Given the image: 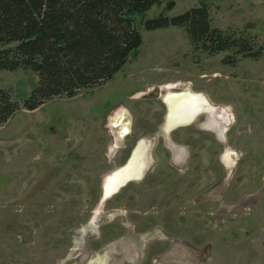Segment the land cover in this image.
<instances>
[{
    "label": "rangeland",
    "instance_id": "obj_1",
    "mask_svg": "<svg viewBox=\"0 0 264 264\" xmlns=\"http://www.w3.org/2000/svg\"><path fill=\"white\" fill-rule=\"evenodd\" d=\"M173 1L144 20L204 3L212 27L264 45V0ZM143 18L138 51L72 97L25 110L37 75L0 70L21 106L0 126V264H264V50L209 55L185 28ZM182 89L226 110L222 136L203 113L163 134V96ZM141 141L142 173L102 199Z\"/></svg>",
    "mask_w": 264,
    "mask_h": 264
},
{
    "label": "trees",
    "instance_id": "obj_2",
    "mask_svg": "<svg viewBox=\"0 0 264 264\" xmlns=\"http://www.w3.org/2000/svg\"><path fill=\"white\" fill-rule=\"evenodd\" d=\"M173 0H0V70L29 69L37 83L22 102L35 110L55 97L111 80L142 44L138 17ZM147 31L183 27L196 51L223 52L257 59V47L241 34L211 26L204 3L185 12L140 19ZM228 57L227 63H232ZM20 104L0 89V126L20 111Z\"/></svg>",
    "mask_w": 264,
    "mask_h": 264
},
{
    "label": "bare ground",
    "instance_id": "obj_3",
    "mask_svg": "<svg viewBox=\"0 0 264 264\" xmlns=\"http://www.w3.org/2000/svg\"><path fill=\"white\" fill-rule=\"evenodd\" d=\"M186 99H191V100L196 99L197 101L190 103V101H188ZM163 100L167 104V113H166V117H165V122H167L169 118H173L172 120H174L175 119L174 117H178V107H180L182 110L180 111L181 115L178 118L179 120L175 119L177 126H179L181 124H186L187 123L186 118H188V116L191 119L193 117L194 118L197 117L198 115H200L202 113L203 114H210V115H213V118L215 119L216 122L219 119H221L223 121V125L221 126V128L215 129V132L219 136L223 135V133L226 129L227 123L229 121V115L227 114L225 109L219 108L218 106L215 107L212 104H209L206 96H204L202 93H197V92H194V91L189 90V89H185L184 94L168 92L167 94H165L163 96ZM205 106H206V110H204ZM188 108H191V111H188ZM173 127H176V126H173ZM143 145H146V144H145V142L141 141L138 143L136 148L143 146ZM132 155H133V153H132ZM132 155H131L129 161L132 160ZM129 161H128V163H129ZM127 164L125 165L126 167L124 169L119 170V174L122 171V173L120 175L121 177L119 179L120 182L123 178L129 177L131 174H133L135 172V170H133V167H134L133 164L132 165H127ZM139 174L140 173H138V176H139ZM106 186L107 185L105 182L103 185L104 196H105L104 198H107L106 191L104 189V188H106Z\"/></svg>",
    "mask_w": 264,
    "mask_h": 264
},
{
    "label": "flooded vegetation",
    "instance_id": "obj_4",
    "mask_svg": "<svg viewBox=\"0 0 264 264\" xmlns=\"http://www.w3.org/2000/svg\"><path fill=\"white\" fill-rule=\"evenodd\" d=\"M168 92L184 94L185 93V89H182L180 91H167V93ZM186 100L190 101V103L197 101L196 99H192V100L191 99H186ZM181 110L182 109L180 107H178V117H174L175 119H178L180 117V115H181L180 114V111ZM204 110H206V106L204 107ZM188 111H191V108H188ZM205 116H206L205 121L202 123V126L203 127L207 128V129H212V130L215 131V129H219L223 125V121L221 119H219L216 122L215 119L213 118V115L205 114ZM195 118L193 117V118L190 119L189 116H188V118H186V120H187V123L186 124L192 122V120H194ZM172 119L173 118H169L167 122H164V125H163L162 129L165 132H168L173 126H177V123L175 122V119L174 120H172ZM186 124H183V125H186ZM146 153H147L146 145H143V146H140L138 148H135V150L133 151L132 160L129 161V163L127 164V165H132L133 164V166H134L133 167V170H135V172L133 174H131L129 177L123 178L121 180V182H120L119 179L121 177L120 175H121L122 171L119 174V170L124 169L126 166H123L122 168L117 169V170L109 173L105 177L104 182H103V185L106 182V185L107 186L104 189L106 191L107 197H109L114 191H116L117 188L121 184L125 183L129 179H135V178H137L138 173H142L143 168H144L143 165L146 164ZM175 156H176V158H180L181 157V152L180 151H176L175 152ZM103 192H104V190H103Z\"/></svg>",
    "mask_w": 264,
    "mask_h": 264
},
{
    "label": "water",
    "instance_id": "obj_5",
    "mask_svg": "<svg viewBox=\"0 0 264 264\" xmlns=\"http://www.w3.org/2000/svg\"><path fill=\"white\" fill-rule=\"evenodd\" d=\"M164 104H165V106H166V111H167V104H166V102L164 101ZM166 117V116H165ZM183 125V124H182ZM180 126V125H179ZM177 127V126H176ZM175 127H172L170 130H172V129H174ZM169 130V131H170ZM168 131V132H169ZM162 132H163V134L164 135H166L168 132H165L163 129H162ZM102 199H104V192H103V190H102ZM100 259V258H99ZM91 264H96L95 262H92ZM98 264H103V261L102 260H100L99 262H98Z\"/></svg>",
    "mask_w": 264,
    "mask_h": 264
}]
</instances>
